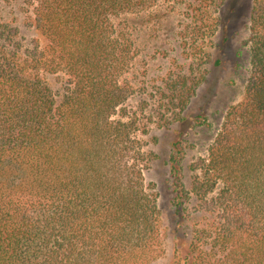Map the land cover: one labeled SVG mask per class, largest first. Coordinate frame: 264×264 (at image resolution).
Wrapping results in <instances>:
<instances>
[{
  "label": "trees",
  "instance_id": "obj_1",
  "mask_svg": "<svg viewBox=\"0 0 264 264\" xmlns=\"http://www.w3.org/2000/svg\"><path fill=\"white\" fill-rule=\"evenodd\" d=\"M163 1L186 3L191 33L202 39L215 35L227 2L27 0L47 43L35 39L26 49L16 28L2 26L0 264H155L163 254L157 196L144 178L156 156L145 151L139 120L126 106L137 52L115 22ZM247 44L245 96L229 108L190 191L180 143L173 144L175 215L204 218L193 227L185 264H264V0H253ZM59 74L57 100L47 75ZM205 78L168 84L179 108L169 124L186 120Z\"/></svg>",
  "mask_w": 264,
  "mask_h": 264
},
{
  "label": "rangeland",
  "instance_id": "obj_2",
  "mask_svg": "<svg viewBox=\"0 0 264 264\" xmlns=\"http://www.w3.org/2000/svg\"><path fill=\"white\" fill-rule=\"evenodd\" d=\"M252 5L253 0H227L218 13L220 23L215 35L206 39L191 33L190 9L183 2L163 1L148 11L124 14L115 20L127 29L137 52L126 76L134 89L126 106L139 120L138 136L145 151L156 156L144 171L160 212L163 254L155 264H185L193 227L204 220L202 213L193 214L195 197L188 205L193 214L188 221L175 215L169 159L173 144L179 142L182 183L190 191L194 176L201 174L200 160L208 158L229 108L245 96L252 68L247 44ZM3 25L17 29L23 49L35 39L42 47L47 43L32 25V8L27 0H0V30ZM203 73L205 81L183 112L186 120L169 124L179 108L170 100L168 84ZM64 79L61 74L47 75L57 100ZM221 187L218 183L213 195Z\"/></svg>",
  "mask_w": 264,
  "mask_h": 264
}]
</instances>
